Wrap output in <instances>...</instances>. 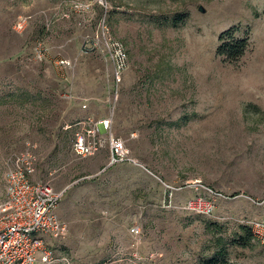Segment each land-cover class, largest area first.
I'll return each instance as SVG.
<instances>
[{"label": "rangeland", "instance_id": "374dc122", "mask_svg": "<svg viewBox=\"0 0 264 264\" xmlns=\"http://www.w3.org/2000/svg\"><path fill=\"white\" fill-rule=\"evenodd\" d=\"M103 19L127 56L112 131L136 161L110 168L108 148L72 151L77 121L115 100L91 41ZM233 26L249 46L229 62ZM29 145L32 180L67 187L51 264H264L242 228L264 219V0H0V201ZM211 191L212 215L184 207Z\"/></svg>", "mask_w": 264, "mask_h": 264}, {"label": "built area", "instance_id": "2783aa9c", "mask_svg": "<svg viewBox=\"0 0 264 264\" xmlns=\"http://www.w3.org/2000/svg\"><path fill=\"white\" fill-rule=\"evenodd\" d=\"M26 20L19 18L16 27L24 28ZM105 24V20H101V33L91 41L93 47L112 66L110 92L115 100L111 102L107 115L85 116L77 121L84 125L74 131L72 151L76 156L87 157L108 148L105 167L110 168L136 161L129 156L124 141L112 131L114 104L127 68V56L125 49L107 36ZM44 49L36 47V56L40 60L47 55ZM53 64L60 70L72 67V62L66 58H56ZM86 107V104L82 105V108ZM30 149L29 145L21 153L18 164L5 172V195L0 201V264H51L55 260V254L48 240L63 238L67 232L66 224L57 213L67 187L57 189L50 181L32 180L36 158ZM216 196L218 195L211 191L209 196L190 198L184 207L198 214L212 215L216 209ZM245 225L249 227L253 238L264 244V219L248 220Z\"/></svg>", "mask_w": 264, "mask_h": 264}, {"label": "trees", "instance_id": "16d2710c", "mask_svg": "<svg viewBox=\"0 0 264 264\" xmlns=\"http://www.w3.org/2000/svg\"><path fill=\"white\" fill-rule=\"evenodd\" d=\"M217 54L222 56L224 60L229 62H236L245 54L249 46V38L247 36H240L236 26L230 27L222 31L218 36ZM246 232L247 238L250 239V229L247 226H242ZM244 243H247L245 236L241 235Z\"/></svg>", "mask_w": 264, "mask_h": 264}, {"label": "water", "instance_id": "95a60500", "mask_svg": "<svg viewBox=\"0 0 264 264\" xmlns=\"http://www.w3.org/2000/svg\"><path fill=\"white\" fill-rule=\"evenodd\" d=\"M200 10L202 11V12H205V9L201 6L200 7Z\"/></svg>", "mask_w": 264, "mask_h": 264}]
</instances>
